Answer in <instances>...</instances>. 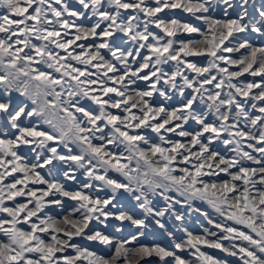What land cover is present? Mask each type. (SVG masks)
<instances>
[{
    "label": "snow or ice",
    "instance_id": "snow-or-ice-1",
    "mask_svg": "<svg viewBox=\"0 0 264 264\" xmlns=\"http://www.w3.org/2000/svg\"><path fill=\"white\" fill-rule=\"evenodd\" d=\"M257 40L264 0H0V264H264Z\"/></svg>",
    "mask_w": 264,
    "mask_h": 264
},
{
    "label": "rangeland",
    "instance_id": "rangeland-1",
    "mask_svg": "<svg viewBox=\"0 0 264 264\" xmlns=\"http://www.w3.org/2000/svg\"><path fill=\"white\" fill-rule=\"evenodd\" d=\"M260 2H261V0H255V3L257 4V6L259 5ZM177 15L184 21H191L194 25L202 27L201 21L195 20L194 18H192L187 13H177ZM202 30H203V27H202ZM193 36L196 39L202 38L196 34H193ZM185 38L187 39V38H192V37L185 36ZM255 44H256V46H264V44H261L258 40L255 41ZM226 55H228V54H226ZM235 55H239V54H235ZM189 59L194 60L201 67L207 66L206 58H189ZM233 70H235V69H233ZM241 79H244V78H241ZM247 79H251V77H247ZM150 135H154V134L150 133ZM228 155H232V153H228ZM61 178H62V174H61ZM81 179H83V177H81ZM161 205H162V202H161ZM193 206L194 207L199 206L202 210L208 211L214 219H218V217H216L215 213H213L211 211V209H208L206 205H201L199 201L194 202ZM177 223L178 222L172 221L169 224V228L173 233H175L176 236L183 238L184 237V231L182 229H178L176 227ZM207 226L209 228L211 227L207 224L206 219L202 215H200L199 213H196V212H187L186 211V218H185V221L183 224L184 229L191 232L193 235H203L202 229H204L205 227L207 228ZM153 229L154 230L152 232H150L146 237L141 238L140 243H143V244L148 245V246L160 244L161 246L168 247L170 250H174L171 247L172 241L166 235L162 234L159 229H155L154 226H153ZM130 238H131V235L128 231H125L122 234L121 233L116 234V239H130ZM224 244H225V242H224ZM128 247H133V245H128ZM96 250H97L98 254L104 255L106 257H108L112 254V253H109L102 246H97ZM202 250L207 252L210 255H213L217 259L228 261V264H239V260L237 257H229L225 253L220 252L217 249L202 248ZM182 255L187 260L194 259V257L189 255L188 253H183ZM140 264H161V262L159 261L158 257L153 256V257L146 258L145 260L141 261Z\"/></svg>",
    "mask_w": 264,
    "mask_h": 264
},
{
    "label": "bare ground",
    "instance_id": "bare-ground-1",
    "mask_svg": "<svg viewBox=\"0 0 264 264\" xmlns=\"http://www.w3.org/2000/svg\"><path fill=\"white\" fill-rule=\"evenodd\" d=\"M210 226V225H209ZM206 228V227H205ZM207 228H209L208 226H207ZM213 231H217L216 229H212ZM202 232H203V229H202ZM203 234H204V232H203ZM225 242V245L227 246L230 242H228V241H224ZM227 242V243H226Z\"/></svg>",
    "mask_w": 264,
    "mask_h": 264
}]
</instances>
